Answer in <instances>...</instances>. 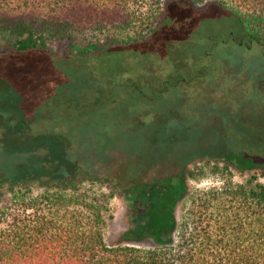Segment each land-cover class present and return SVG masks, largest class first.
<instances>
[{
  "label": "trees",
  "instance_id": "trees-1",
  "mask_svg": "<svg viewBox=\"0 0 264 264\" xmlns=\"http://www.w3.org/2000/svg\"><path fill=\"white\" fill-rule=\"evenodd\" d=\"M168 1L213 3L230 13L213 17L225 24L226 34L264 41V0H0V48L37 58L50 53L53 42L67 41L71 58L55 61L64 73L65 90L71 81L83 82L81 71L90 76L86 88L91 94L71 98L76 107H105L121 115L126 125L130 119L140 125L154 118L166 120L180 106L169 103L167 96L175 93L182 98V84L209 76L214 68L205 59L210 48L226 37L211 33L191 44L200 23L186 24L183 12L200 11L168 13ZM196 45L203 50L196 52ZM94 58H99L98 65H89L87 61ZM9 83L4 81L0 90ZM250 101L256 125L264 126V113L256 110L262 102ZM51 103L48 96L34 108L33 121L26 127L55 122ZM222 106L229 111L219 112L224 122L219 132H227L234 108ZM9 129L0 125L1 144L18 142L21 134L36 160L44 155L48 147L42 143L51 132H6ZM218 136L223 143L226 136ZM250 152L238 154L249 155L244 167L264 170V161L257 159L264 153L252 148ZM111 153H96L97 162L109 166L114 161ZM216 153L193 155L224 160L232 154ZM70 154L46 159L43 167L31 164L26 171L0 168V264H264V183L257 175L246 184L199 191L182 218L176 210L188 190L184 181L140 186L128 194L132 209V228L124 234L128 242L110 245L104 232L107 197L84 185L112 182L113 177L94 168L92 173V166L75 163ZM193 155L154 164L186 166ZM148 240L151 245L142 244Z\"/></svg>",
  "mask_w": 264,
  "mask_h": 264
},
{
  "label": "rangeland",
  "instance_id": "rangeland-1",
  "mask_svg": "<svg viewBox=\"0 0 264 264\" xmlns=\"http://www.w3.org/2000/svg\"><path fill=\"white\" fill-rule=\"evenodd\" d=\"M185 9L200 11L197 14L183 12L182 19L186 24L189 21L200 23L198 31L190 40L191 44H196L197 39L211 33H227L225 24L215 21L213 17L228 16L230 13L213 3H166L168 13ZM210 44L215 42L211 41ZM51 47L50 53H40L37 58L6 47L0 48V86L4 81L10 82L0 90V125L3 123L10 128L6 132H27L26 129L31 132H51L42 143L48 148L39 160L28 151L30 147L21 141V134H18V142L8 146L1 144L0 140V168L16 172L17 167L26 171L31 164L43 167L44 160L53 156L64 159L67 151L75 163L85 168L92 166L91 170L99 169L102 174L105 172L112 176V182L103 180L86 182L84 185L107 197L109 210L106 212L104 232L108 244L128 242L124 235L132 228L128 194L140 186L152 188L167 181H184L188 190L176 210L178 217L182 218L190 209L193 196L199 191L220 188L227 183L246 184L253 175H257L258 180L264 183V170H249L244 167L249 155L243 158L238 155L251 153V148L256 153H264V126L256 125V111L251 110V104L248 103L254 99L264 104V41L257 43L243 39L240 34H226L210 48L205 59L207 65L214 68L212 73L190 85L182 84V98L175 93L167 96L171 104L180 102L173 113V118L177 120H173L169 112L167 121L165 117H160L143 125L133 122V119L126 125L121 115L105 107H76L77 104L71 98L81 95L89 97L91 94V90L86 88L90 76L84 70L81 71L83 82L71 81L65 90L64 73L57 69L55 61L71 58L70 45L67 41L53 42ZM196 48V52L203 50L200 45H196ZM87 62L97 66L99 58ZM79 64L80 61L75 60V65ZM65 66L69 67L70 63ZM48 96L53 101L51 105L55 122L46 120V124L40 122V125L26 127L29 120L33 121L34 108L39 107ZM216 104L232 105L234 108L227 132H218V128L212 126L217 123L208 111H212L211 108ZM262 104L256 105L257 114L259 111L264 113ZM225 108L218 107V112L227 113L229 110ZM222 122L219 115V127ZM218 135L226 136L223 143ZM221 150L232 153L231 157L216 160L209 156L193 155L211 151L219 154ZM109 152L114 153H111L114 161L109 166L97 162L96 153ZM191 155L192 160L186 166L178 162L154 164L156 160H173L175 157L185 160ZM257 159L264 161V157ZM142 160L154 165L142 164ZM36 191L40 192L41 189L36 188ZM142 244L151 245L152 242L148 240Z\"/></svg>",
  "mask_w": 264,
  "mask_h": 264
},
{
  "label": "flooded vegetation",
  "instance_id": "flooded-vegetation-1",
  "mask_svg": "<svg viewBox=\"0 0 264 264\" xmlns=\"http://www.w3.org/2000/svg\"><path fill=\"white\" fill-rule=\"evenodd\" d=\"M218 105L216 104L215 106H213L211 109H212V111H208V113H209V116H211V117H213L214 116V121H215V123H217V125H212V126H215V127H217L218 129V132H219V125H218V120H219V112H218ZM201 110H203L202 108H201ZM214 130H216V129H214Z\"/></svg>",
  "mask_w": 264,
  "mask_h": 264
}]
</instances>
